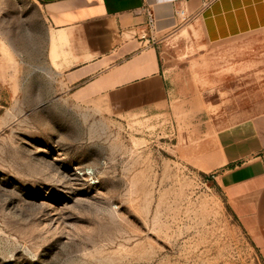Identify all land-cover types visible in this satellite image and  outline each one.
I'll list each match as a JSON object with an SVG mask.
<instances>
[{"label":"rangeland","instance_id":"374dc122","mask_svg":"<svg viewBox=\"0 0 264 264\" xmlns=\"http://www.w3.org/2000/svg\"><path fill=\"white\" fill-rule=\"evenodd\" d=\"M186 26L157 45L184 90L114 117L66 91L33 0H0V264H264L216 148L264 115V35L207 47Z\"/></svg>","mask_w":264,"mask_h":264},{"label":"crops","instance_id":"0c3cea01","mask_svg":"<svg viewBox=\"0 0 264 264\" xmlns=\"http://www.w3.org/2000/svg\"><path fill=\"white\" fill-rule=\"evenodd\" d=\"M33 2L44 19L49 59L55 56L66 91L76 99H103L114 117L154 109L184 90L168 81L157 51V45L184 24L193 27V37H201L207 47H236L244 39L264 35V0ZM241 48L231 52L247 51ZM218 140V185L236 214L252 212L257 200V227L249 230L257 229L264 244V115L227 128Z\"/></svg>","mask_w":264,"mask_h":264},{"label":"built area","instance_id":"2783aa9c","mask_svg":"<svg viewBox=\"0 0 264 264\" xmlns=\"http://www.w3.org/2000/svg\"><path fill=\"white\" fill-rule=\"evenodd\" d=\"M183 2H186V1H189V0H182ZM180 15L181 16H184L185 15V12H184V10H180ZM149 18H150V21H149V24H150V28L152 29L153 28V26H154V22H153V19H152V17L151 16H149Z\"/></svg>","mask_w":264,"mask_h":264}]
</instances>
